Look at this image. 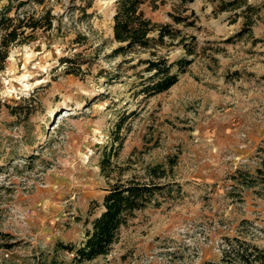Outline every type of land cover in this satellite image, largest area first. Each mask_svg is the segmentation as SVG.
I'll return each instance as SVG.
<instances>
[{"label":"rangeland","instance_id":"rangeland-1","mask_svg":"<svg viewBox=\"0 0 264 264\" xmlns=\"http://www.w3.org/2000/svg\"><path fill=\"white\" fill-rule=\"evenodd\" d=\"M12 1L0 0V15L49 9L54 22L15 41L0 70V264H77L58 243L80 244L106 189L128 179L167 187L110 253L82 264H215L227 237L264 245V190L234 178L256 167L264 140V0H250L246 32L243 17L216 12L213 0L145 6L157 22L173 12L196 20L184 28L196 53L170 51L193 62L149 98L133 86V69H118L123 56L111 57L115 0L86 11L85 0ZM122 116L124 144L106 176L103 147ZM153 166L166 174L152 177Z\"/></svg>","mask_w":264,"mask_h":264},{"label":"trees","instance_id":"trees-1","mask_svg":"<svg viewBox=\"0 0 264 264\" xmlns=\"http://www.w3.org/2000/svg\"><path fill=\"white\" fill-rule=\"evenodd\" d=\"M17 1L19 5L24 4V0ZM85 1L83 11L91 8L95 0ZM213 1L216 3L214 8L216 12H233L235 19L244 18L246 25L244 32L251 29L257 7L250 0ZM165 3L166 0H115L113 36L118 46L113 49L111 57L123 56L118 69L122 71L124 66L133 69L138 79L133 82V86H139L138 93L148 98L169 90L193 62V59L186 56L171 59L172 48L182 46L188 56L196 53L195 35L184 32V28L196 25L194 13L173 12L170 14L171 22H157L148 16L144 9L145 6H149L152 10H157ZM53 22L54 17L51 16L49 9L39 18L27 13L17 17L11 16L8 11L1 13L0 31L4 33L0 41V70L4 69L10 47L15 41H20L27 31H31L28 35L31 36L39 28L52 29ZM188 39L192 42H187ZM145 52L148 56H137ZM70 60L73 61L71 58ZM68 71L80 74L75 68ZM120 71L113 77L115 80L120 77ZM126 119L123 116L119 118L115 123L110 145L103 147L100 165L102 173L106 176H110L112 167L115 169L114 159L119 156L123 147L125 138L121 132L125 128ZM256 155L258 157L256 167L253 170L240 168L234 174V178L247 187L261 186L264 190V140L258 147ZM149 174L161 178L166 172L159 166H153ZM166 187L165 183L155 178L128 179L113 183L106 189L102 203L99 204L101 211L93 218L85 239L80 244L59 242L58 249L72 253L74 263L77 264L107 255L119 240L121 230L129 226L138 217L139 212L156 204L157 195L163 193ZM225 243L221 261L215 264H264V245L236 236L227 237Z\"/></svg>","mask_w":264,"mask_h":264}]
</instances>
